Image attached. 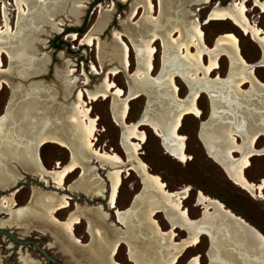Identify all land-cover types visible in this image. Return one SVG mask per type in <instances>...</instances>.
<instances>
[{"label":"bare ground","instance_id":"bare-ground-1","mask_svg":"<svg viewBox=\"0 0 264 264\" xmlns=\"http://www.w3.org/2000/svg\"><path fill=\"white\" fill-rule=\"evenodd\" d=\"M84 1L15 0V26L10 25L11 15L4 4L3 25L0 26V70L5 67L6 54L10 60L24 65L19 71L20 78L43 73L49 59L36 62L30 53L33 44H44L46 41L40 35L49 29L60 32L59 25L64 23V19H59V16L64 13L72 17L73 22L79 23L85 8ZM247 1L233 0L227 6L215 5L209 10L206 22L230 21L264 49V30L249 19ZM253 1L254 6L264 12V0ZM208 3L210 0H157V4L155 0H136L131 5L129 19H135L143 9L139 22L122 23L126 31L114 33V40L118 44L114 56L120 64L104 73L102 84L97 88L78 89L74 101L68 106L54 102L56 91L51 90V85L45 81L25 84L19 78L16 81L5 74L0 76V93L5 84L12 90L6 111L0 116V190L19 183L22 176L18 166L52 179L59 188L65 187L70 174L82 168L68 189L99 197L105 193L106 180L98 174L99 167L92 165L95 159L101 168L113 166L106 177L111 187L109 202L115 206L124 171L130 173L134 170L144 177L143 190L137 194L132 205L114 210L120 221L126 223V237L120 235L114 239L113 229L106 222L107 218L111 219L110 214L102 205L89 207L77 204L64 220L58 219L56 214L70 205L69 196L45 191L37 186L32 187L29 201L19 208L15 207L13 192L10 197L0 199V213L6 212L8 215L5 220H0V226H22L23 234L31 230L51 234L69 264H122L115 256L123 242L128 246L129 259L135 264H176L182 253L197 246L204 235L210 237L212 244L210 264H239L241 259L243 262L245 258L258 255L260 242L264 244V235L257 228L235 214L221 200L201 190L197 204L202 206L203 217L193 219L184 205L191 187L168 190L162 177L152 173L149 165L139 156L142 145L148 139L147 133L140 127L146 125L162 138L167 154L187 162L191 155L187 153V136L180 133V128L187 115L202 117L198 100L202 94H206L212 117L201 123L202 145L211 154L220 151L230 158L233 167L229 180L253 195H262L264 177L260 183H255L247 178L245 170L251 165V157L264 155V148L258 149L256 146L259 138L264 136V82L254 71L247 70L250 62L242 55L235 33L221 34L216 38L215 46L210 47L196 18V10L189 13L193 20L188 23L182 24L177 20L183 4L196 9ZM115 9L113 7V11ZM105 11L101 8L95 29L104 27L110 21L111 14ZM93 32L85 35L82 44L94 45L95 40H99ZM176 33L179 36L175 38ZM124 35L129 36L137 52V67L128 76L130 82L127 91L109 76L130 69L131 47L124 41ZM72 37L77 38V34L72 33ZM159 41L161 66L159 74L155 76L154 59L159 51L155 43ZM206 56L208 62H205ZM221 56L229 59L228 76L213 78V72L220 66ZM25 57H29V60ZM92 70L99 73L93 64ZM71 74V69L64 71V75L57 73L64 83L66 95L71 94L75 82L68 78ZM176 78H180L188 88L184 98L178 94ZM244 84H249L248 90L243 89ZM143 91H149L150 95L142 118L139 116V120L128 123L129 103L144 96ZM110 96H113L111 111L114 122L123 130L122 144L133 151L137 163L131 162L133 157L129 154L125 160L117 152L102 150L95 145L99 118L92 115L89 103ZM47 143L68 148L71 160L65 165L57 162L55 169H47L39 152L40 147ZM234 152H239L241 156L236 158ZM217 160L228 168L220 157ZM157 213L164 214L170 224L168 230H163L155 218ZM83 219H86L91 236L90 243L86 245L75 235V227ZM177 228L187 233L179 241L175 239ZM138 236L143 237L140 242ZM230 246L240 249L239 263L228 252ZM158 251L161 254L159 257L156 255ZM22 262L38 264L24 256ZM188 264H200L199 256H194Z\"/></svg>","mask_w":264,"mask_h":264},{"label":"rangeland","instance_id":"rangeland-1","mask_svg":"<svg viewBox=\"0 0 264 264\" xmlns=\"http://www.w3.org/2000/svg\"><path fill=\"white\" fill-rule=\"evenodd\" d=\"M135 1L136 0H85V8L80 17L81 21L79 23L73 22L72 17H68L67 14L64 13L62 14L63 16H59V19H64V23L59 25L61 28L60 32L49 29L47 33L40 35V38L46 41L44 44H41L42 46L36 45L35 43L33 44L30 53L33 54L36 62L49 59V61H47L46 70L43 73L24 79L20 78L19 71L24 68V65L20 62L10 60L9 56L5 54V67L0 70V76L5 74L9 77H13L16 81L19 78L22 79L25 84L32 81H45L46 84L48 83V85H51V90L56 91L57 99L55 98L54 102L57 105L64 104L68 106L70 102L74 101L78 89L97 88V86L102 84L104 73L110 68L120 64L114 56V49L118 48V44L114 40V33L115 31H126L124 24L122 23L136 24L139 22L143 15V9H140V13L135 19H129L131 5ZM232 1L233 0H212L206 5L196 7V9H194L192 5L183 4L180 14L177 16V20L181 21L182 24L188 23L193 20V16L189 13L196 10V13L198 14L196 18L201 24L207 44L210 47L215 45L216 38L221 34L233 32L239 38L241 53L244 58L248 62H255L261 57L263 50L250 35H247L230 21L212 20L211 22H206L208 12L212 7L215 5L227 6ZM14 2L15 0H0V26L3 25L2 7L4 4L7 5L11 15L10 25L15 26L17 18ZM155 3H157V0H155ZM246 5L248 7L247 15L249 19L264 30V12H262L259 7L254 6L253 0H248ZM113 7H116L115 11H113ZM101 8L104 11L106 10V13L111 14V19L104 27L95 29L99 21ZM156 15H158V12ZM92 30L99 40H95L94 45L82 44V39ZM72 33H76L77 38H73ZM178 34L179 33L175 34V38L179 36ZM123 39L131 47L130 69L127 72L122 70L116 75L110 74L109 76L127 91L130 82V77L128 76L133 74L137 67V52L134 49L129 36L124 35ZM155 46L159 51L155 54V70L153 71V75L157 76L161 66V41L156 42ZM29 57H25V59L29 60ZM205 62H208L207 56L205 57ZM92 64L98 68L99 73L92 70ZM219 64V68L213 72L212 77H227L229 72V59L227 56H221ZM69 69L72 70V74L68 76V78L75 80V82L73 83L74 85L72 86L73 90L71 94L66 95L63 90L64 83L57 73L64 75V71ZM254 73L262 82H264V66L256 68ZM75 77L77 79H74ZM176 85L178 87L179 96L184 98L188 93L186 84L180 78H176ZM243 89L248 90L249 84H244ZM11 97V87L8 84H5V87L0 93V116L4 115ZM112 100L113 96H110L108 99L100 98L97 101L89 103L90 108L92 109V115L99 118L95 145L102 150L117 152L123 159L127 160V153L122 144L121 127L114 122L112 116ZM146 103L145 95L133 99L129 103L130 109L127 118L128 123H132L139 118L143 110H145ZM198 104L203 111L202 117L198 118L189 114L183 119L182 127L180 128V133L187 136V153L191 155V158L187 162H181L167 154L161 144V139L149 126L146 125L140 127L141 130H144L147 133L148 139L142 145L139 156L149 165V169L152 173L159 174L162 177L167 184L168 190L176 191L185 186L191 187L192 190L190 195L184 200V205L189 209L190 215L193 219L200 217L202 214V206L197 204L198 192L201 190L206 195L221 200L235 214L244 218L264 235V188L261 196H256L247 192L229 180L222 168L207 155L201 141L199 140L198 132L201 121H206L211 112L208 96L202 94L198 100ZM238 140L241 142L240 138ZM133 141L138 140L133 139ZM256 146L258 149L264 148V136L259 138ZM39 151L44 166L49 170L55 169L57 162H61L62 165H65L71 159V152L67 148L56 143L42 145ZM234 156L238 158L241 154L239 152H234ZM250 162L251 165L245 170V174L250 181L260 183V180L264 177V155H254L251 157ZM92 165L99 167L97 172H99L98 174L106 180V186L108 183L107 187H109L110 183L107 181L106 173L113 166L106 165V169L105 167L101 168L99 162L95 159L92 161ZM18 171L22 176L19 179V182L24 186L17 192L13 191V196L18 206L25 205L29 201L33 186H37L45 191L65 193L70 195V205L68 208L63 209L56 214L58 219L64 220L68 213L74 209L75 205L86 204L87 201L90 203L89 198H96L90 197L86 193L79 191H67L65 189L59 190L52 188V179L46 176L44 177L43 175H38L34 172L25 171L20 166H18ZM80 173L81 169H78L70 174L66 180V187L78 178ZM31 177L34 179H31ZM39 180L41 183L38 182ZM122 181L123 183L120 187L117 205L120 209H125L130 205L134 195L142 189L143 181L140 175L135 171H131L127 177L126 173H123ZM14 187L16 186L11 188ZM8 189H10V187ZM82 194H85L88 198L84 197ZM9 195L10 193L6 192L1 198L3 196L10 197ZM95 200H98V198L93 199L91 202L96 204ZM104 209L111 217V214L113 213L111 208L107 209V206H105ZM5 213L6 212L0 213V220H5L8 217ZM155 218L159 221L163 230L166 231L170 228V224L163 213H157ZM111 219L115 220L113 216ZM3 227L7 230H11L12 233L18 237L33 239L40 244L46 242L51 243V239L47 234L41 235L35 230L28 234H23L21 231L22 226L18 225H3ZM86 229L87 222L85 219L75 227V235L80 238L82 242H87L90 239ZM176 233L175 239L177 241L187 235V233L180 228L176 229ZM209 243V237L207 235L202 236L200 243L197 246L185 250L176 264H188L196 255L199 256L200 264H208L209 257L207 255V250L209 248ZM48 246L51 248L50 250L53 251L52 254L58 258L61 264H63V261H67L58 245H53L51 243ZM127 250V246L122 243L115 256L116 260L122 264H135V262L129 259ZM17 251H19V253H15L13 242L8 239L6 235L0 234V264H23V256L24 258L26 257L27 259L38 262V264H51L45 257H42L33 245L19 247ZM156 255L159 257L161 254L158 251Z\"/></svg>","mask_w":264,"mask_h":264},{"label":"water","instance_id":"water-1","mask_svg":"<svg viewBox=\"0 0 264 264\" xmlns=\"http://www.w3.org/2000/svg\"><path fill=\"white\" fill-rule=\"evenodd\" d=\"M214 46H215V45H214ZM262 50H263V51H262V55H261V57H260L258 60H256L255 62H250V63H249V66L246 67L248 71H250V70L255 71L256 68H258V67H263V65H264V49L262 48ZM228 71H229V70H228ZM143 92H144V95L146 96V101H147V100H148V95H150V92H149V91H143ZM145 92H146V93H145ZM88 101H89V99H88ZM89 102H90V101H89ZM145 105H146V104H145ZM144 109H145V108H144ZM143 113H144V110H143L142 114L140 115V118H142ZM211 117H212V115H211V112H210V114H209L208 118L206 119V121L210 120ZM140 118H139V119H140ZM139 119H138V120H139ZM203 121H204V120H203ZM201 123H202V121H201ZM201 123H200L199 132H198V137H199V139H200V134H201V129H202V124H201ZM122 136H123V130L121 129V138H122ZM200 141H201V139H200ZM201 142H202V141H201ZM161 144H162V146H163V140H162V138H161ZM203 146H204V149H205L207 155H208L212 160H214V162H216V163L222 168V170H223L224 173L227 175V177H231V176H230V171H232V167H233V165H232V163H231V161H230V158H229L227 155L222 154L220 151H216L214 154H211V153L209 152V150L205 147L204 144H203ZM125 151H126L127 155L129 154L130 156L133 157L132 160H131V162H132V163H137V162H136V159L134 158L135 156H134V154H133V151H132L128 146L125 147ZM262 154H264V153H262ZM218 157H220V158H221V159L227 164L228 168H226L225 165H223L221 162H219V161L217 160ZM127 162H128V161H127ZM129 163H130V161H129ZM140 177H141V179H142V181H143L144 177H143L142 174L140 175ZM260 181H261V180H260ZM142 183H143V182H142ZM22 186H23V184H21V183L19 182V183L16 185V187H14V188H10V189H8V190H1V191H0V198H1V196L4 195L6 192H7V193H10V194H11L13 191L17 192ZM143 186H144V184H143ZM143 186H142V189H141L140 191L143 190ZM140 191L134 195V198L132 199V201H131V203H130V205H129L128 207H130V206L132 205V203H133L135 197L137 196V194L140 193ZM258 191H259V189H258ZM82 195L85 196L86 198H88L86 195H84V194H82ZM96 198L99 199V197H96ZM96 198H89V201H92L93 199H96ZM83 205H86V206H89V207L102 205V206H103V209L105 208V204H104V203H101L100 201H96V204H94V203L91 202V203H87V204H83ZM22 206H23V205H22ZM19 207H21V206H18V208H19ZM108 207H109V203H108ZM128 207H127V208H128ZM123 211H124V210H123ZM114 213H115V212H114ZM114 215H115V220H112V219H110V218H107L108 220L106 221L107 224L110 225V226L112 227V229H113V236H114V239L119 238L120 235L126 237V233H125V232H126V229H127L126 223L120 221V219H119L117 213H115ZM202 217H203V215L201 214V216L198 217V219H201ZM86 230H87V229H86ZM31 231H32V230H31ZM35 231L39 232L41 235H44V234L41 233L39 230H35ZM87 233H88V230H87ZM0 234H4V235H6L7 238L10 239V240L13 242V247H14L15 253H19V251H17L19 247H24V246H26V245H33V246L38 250V252L42 255V257H45L48 261H50V262L53 263V264H61L60 261L58 260V258H56V257L52 254L53 251L50 250L51 248L48 246V245L51 244V243H52L53 245L56 244V245L59 246V244L56 243L55 239L53 238V236H52L51 234H47L48 237L51 239V243H50V242H46V243H42V244H40L38 241L33 240V239H25V238H23V237H18V236H16V235H14V234L12 233L11 230H7L5 227H2V226H0ZM88 234H89V233H88ZM89 236H90V235H89ZM208 237H209V236H208ZM142 239H143L142 236H138V240H139V242H140ZM90 241H91V236H90V239H89L87 242H83V244H85V245H86V244H89ZM209 241H210V237H209ZM123 244H125V245L127 246V244H126L125 242H123ZM211 245H212V244H211V241H210V243H209V248H208V250H207V255H208V257H209V263H208V264H210V262H211V261H210V252H211V248H212ZM127 249H128V246H127ZM60 250H61V248H60ZM227 250H228L229 253H231V254L233 255L234 258H236L235 260L238 261V263H239V261H240V259H241V258H240V255H239V250H240V249H239L238 247L230 246V247H228ZM20 251H21V250H20ZM127 251H128V250H127ZM242 260H243V259H241V261H240L239 264H264V244L260 242V247H259L258 255H256V256H255V255H252V256H250L249 258H245L243 262H242ZM63 264H69V263H68L67 261H63Z\"/></svg>","mask_w":264,"mask_h":264},{"label":"flooded vegetation","instance_id":"flooded-vegetation-1","mask_svg":"<svg viewBox=\"0 0 264 264\" xmlns=\"http://www.w3.org/2000/svg\"><path fill=\"white\" fill-rule=\"evenodd\" d=\"M212 0H210V2H211ZM157 4V3H156ZM155 66V65H154ZM154 70H155V68H154ZM58 145H60V144H58ZM61 146V145H60ZM63 147V146H62ZM68 149V148H67ZM69 150V149H68ZM40 152V151H39ZM40 158H41V156H40ZM42 160V159H41ZM71 160V159H70ZM62 164V163H61ZM79 169H81V171H82V168H79ZM109 171V170H108ZM108 171H107V173H108ZM132 171H134V170H132ZM99 173V172H98ZM107 173H106V175H107ZM124 173H126L125 171H124ZM130 173H131V171H130ZM130 173H126V177H127V175H129ZM31 179H34V178H32L31 177ZM108 179V178H107ZM52 181V180H51ZM108 182H109V180H107ZM38 182H40V180L38 181ZM53 182V181H52ZM41 183V182H40ZM110 183V182H109ZM69 185V184H68ZM68 185H67V187H66V185H65V187H63V188H59V187H57L55 184H54V182H53V186H51L52 188H55V189H59V190H67V191H70L68 188ZM107 186H108V183H107ZM106 186V190H105V193H104V195H101V196H99V199L98 200H95V203H96V201H101V203L103 202L104 204H105V206H107V209H109V208H111V211H113V213L111 214L114 218H115V215H114V210L118 207V205H117V203H118V201H117V203H115L114 205L115 206H112L111 204H110V202H109V198H110V194H111V187H110V184H109V187H107ZM24 186H22L21 188H23ZM20 188V189H21ZM19 189V190H20ZM79 192H81V191H79ZM82 193H84V192H82ZM59 194H65V193H59ZM67 195V194H66ZM68 196H70V195H68ZM103 196H105V197H103ZM85 197V196H84ZM91 197V196H90ZM94 197H98V195H96V196H94ZM134 198V197H133ZM87 203H88V201H87ZM86 203V204H87ZM90 203H91V201H90ZM108 203H109V207H108ZM15 205H17V203L15 204ZM18 206V205H17ZM17 206H15V207H17ZM76 206V205H75ZM102 208V207H101ZM119 208V207H118ZM112 209H114V210H112ZM111 216V217H112ZM86 220V219H85ZM89 233V232H88ZM51 263V262H50ZM51 264H53V263H51Z\"/></svg>","mask_w":264,"mask_h":264}]
</instances>
